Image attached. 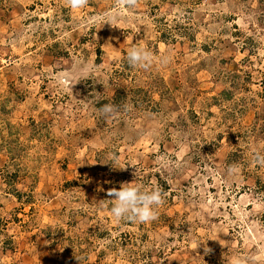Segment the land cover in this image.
Listing matches in <instances>:
<instances>
[{
	"label": "rangeland",
	"instance_id": "rangeland-1",
	"mask_svg": "<svg viewBox=\"0 0 264 264\" xmlns=\"http://www.w3.org/2000/svg\"><path fill=\"white\" fill-rule=\"evenodd\" d=\"M0 264H264V0H0Z\"/></svg>",
	"mask_w": 264,
	"mask_h": 264
},
{
	"label": "clouds",
	"instance_id": "clouds-1",
	"mask_svg": "<svg viewBox=\"0 0 264 264\" xmlns=\"http://www.w3.org/2000/svg\"><path fill=\"white\" fill-rule=\"evenodd\" d=\"M72 9L82 8L87 0H68ZM129 7H135L136 0H127ZM128 64L131 67L148 69L152 63V54L144 48L135 47L127 53ZM103 117L107 119L115 115L116 109L113 105L105 104L100 108ZM123 184L120 189H111L107 194L114 201L111 213L117 219H124L132 222L147 223L156 218L155 209L162 203L160 190L151 191L141 189L132 183Z\"/></svg>",
	"mask_w": 264,
	"mask_h": 264
}]
</instances>
